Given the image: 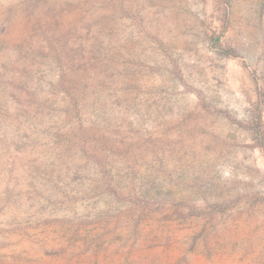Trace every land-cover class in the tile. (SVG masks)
<instances>
[{"label": "rangeland", "instance_id": "374dc122", "mask_svg": "<svg viewBox=\"0 0 264 264\" xmlns=\"http://www.w3.org/2000/svg\"><path fill=\"white\" fill-rule=\"evenodd\" d=\"M0 264H264V0H0Z\"/></svg>", "mask_w": 264, "mask_h": 264}]
</instances>
